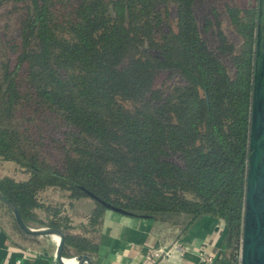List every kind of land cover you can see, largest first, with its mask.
<instances>
[{"label":"trees","instance_id":"16d2710c","mask_svg":"<svg viewBox=\"0 0 264 264\" xmlns=\"http://www.w3.org/2000/svg\"><path fill=\"white\" fill-rule=\"evenodd\" d=\"M0 0V161L27 175L0 192L29 227H53L75 253L62 204L90 198L180 234L210 215L222 257L241 244L254 72V1ZM8 29L9 34L6 32ZM13 218L11 209L0 201Z\"/></svg>","mask_w":264,"mask_h":264},{"label":"crops","instance_id":"0c3cea01","mask_svg":"<svg viewBox=\"0 0 264 264\" xmlns=\"http://www.w3.org/2000/svg\"><path fill=\"white\" fill-rule=\"evenodd\" d=\"M25 178L21 176L18 180ZM40 199L45 204H62V214L69 218L72 225L70 232L78 228L82 233L78 236L86 237L95 244V251L84 254L98 264H196L200 251L213 255V264H240L238 257L233 262L222 257L225 227L210 215L203 216L188 232L180 234L178 229L165 223L106 209L99 225L91 227L88 220L95 205L90 198L70 200L65 191L49 188L40 194ZM6 212L4 207H0V215ZM57 242L53 235H30L0 219V264H15L17 260L21 264H57ZM173 243L183 248L182 261H179L177 251L170 258H153L155 251L169 249ZM71 249L64 247V258L80 255L71 253ZM66 263L73 264L71 260Z\"/></svg>","mask_w":264,"mask_h":264},{"label":"water","instance_id":"95a60500","mask_svg":"<svg viewBox=\"0 0 264 264\" xmlns=\"http://www.w3.org/2000/svg\"><path fill=\"white\" fill-rule=\"evenodd\" d=\"M249 155L245 186V207L240 244V264H264V45L257 40L254 48V72L249 127ZM98 200L106 209L128 215L108 202ZM0 201L8 206L18 227L30 235H53L58 237L55 259L64 264V234L53 227L32 228L23 222L14 203L0 192ZM143 218V217H142ZM78 264H98L88 255L74 257ZM71 259V258H70Z\"/></svg>","mask_w":264,"mask_h":264},{"label":"rangeland","instance_id":"374dc122","mask_svg":"<svg viewBox=\"0 0 264 264\" xmlns=\"http://www.w3.org/2000/svg\"><path fill=\"white\" fill-rule=\"evenodd\" d=\"M246 1L249 2L251 0H246ZM225 2L243 4L245 2V0H203L201 5H200V7H199V9L197 10V14L199 16H201V14L204 13V11H207V12L210 13L212 11L211 10V6L212 5H215L218 8H220L223 5V3H225ZM5 18H6L5 15L0 16V29H3V27H4L3 21L5 20ZM1 32H2V30H1ZM6 32L9 34L8 29L6 30ZM1 47L2 46L0 45V49H1ZM2 53H3V51L0 50V58L2 57L1 56ZM23 174H25L23 172V170L21 168H19L15 163L6 162V161H0V177H2V176H11L14 179L18 180L19 177H21V176L22 177L27 176L26 174L25 175H23ZM2 209H3V207H2ZM0 219H1V222L10 223V224H12V227L14 229H17L15 227V223L13 221L12 215L8 211L6 212V214L3 213V215H0ZM72 231H73V234H75V235H82V233H80L78 228L72 229ZM70 251H71V253H75V251L73 249H71Z\"/></svg>","mask_w":264,"mask_h":264},{"label":"built area","instance_id":"2783aa9c","mask_svg":"<svg viewBox=\"0 0 264 264\" xmlns=\"http://www.w3.org/2000/svg\"><path fill=\"white\" fill-rule=\"evenodd\" d=\"M177 251L178 252V258L179 261H182L183 257H184V250L182 247H180L179 244L177 243H173L172 247L169 249H164L162 251H155L153 253V258L154 259H158L160 257V259L163 258H170L174 256V252ZM238 258H240V248L238 251ZM71 259H75L74 257H71ZM215 257L213 255L207 254L206 252L200 251L198 253V261L196 264H213ZM184 263V262H182ZM15 264H21L20 260H17Z\"/></svg>","mask_w":264,"mask_h":264},{"label":"flooded vegetation","instance_id":"af4514ba","mask_svg":"<svg viewBox=\"0 0 264 264\" xmlns=\"http://www.w3.org/2000/svg\"><path fill=\"white\" fill-rule=\"evenodd\" d=\"M255 5V45L257 40L264 45V0H253ZM254 45V48H255Z\"/></svg>","mask_w":264,"mask_h":264},{"label":"bare ground","instance_id":"6f19581e","mask_svg":"<svg viewBox=\"0 0 264 264\" xmlns=\"http://www.w3.org/2000/svg\"><path fill=\"white\" fill-rule=\"evenodd\" d=\"M55 237L58 239L57 236H55ZM69 260H71V262H73V264H78L77 261H76V259H70V258L63 259V263L64 264H67L66 262L69 261Z\"/></svg>","mask_w":264,"mask_h":264}]
</instances>
